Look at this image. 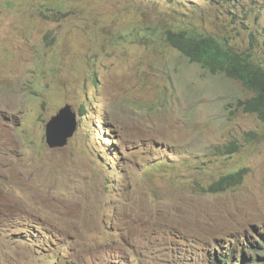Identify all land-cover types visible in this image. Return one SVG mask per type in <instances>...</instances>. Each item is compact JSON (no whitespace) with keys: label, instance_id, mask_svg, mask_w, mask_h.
Masks as SVG:
<instances>
[{"label":"rangeland","instance_id":"374dc122","mask_svg":"<svg viewBox=\"0 0 264 264\" xmlns=\"http://www.w3.org/2000/svg\"><path fill=\"white\" fill-rule=\"evenodd\" d=\"M168 29L264 63V0H0V264H254L264 123L237 106L254 94ZM66 105L77 131L51 149ZM245 168L240 187L206 192Z\"/></svg>","mask_w":264,"mask_h":264},{"label":"trees","instance_id":"16d2710c","mask_svg":"<svg viewBox=\"0 0 264 264\" xmlns=\"http://www.w3.org/2000/svg\"><path fill=\"white\" fill-rule=\"evenodd\" d=\"M164 35L166 41L191 63L201 65L212 75L223 74L229 79L238 81L246 90L252 92L254 94L252 98L239 101L237 106L247 114L256 115L264 123V63L253 50L239 49L229 38L218 39L212 35L188 30L168 29ZM252 39L254 44V37ZM217 151L221 156L235 155L240 151V146L233 142L224 147H217ZM248 172L249 169L245 168L229 173L211 184L206 192L217 195L238 188L243 184ZM258 240L259 243L248 247V250L255 254L254 264H264V235ZM221 262L228 263L223 259ZM237 264L245 263L241 260Z\"/></svg>","mask_w":264,"mask_h":264},{"label":"water","instance_id":"95a60500","mask_svg":"<svg viewBox=\"0 0 264 264\" xmlns=\"http://www.w3.org/2000/svg\"><path fill=\"white\" fill-rule=\"evenodd\" d=\"M78 128L77 113L66 105L54 116L46 127V142L51 149H62L68 145Z\"/></svg>","mask_w":264,"mask_h":264}]
</instances>
